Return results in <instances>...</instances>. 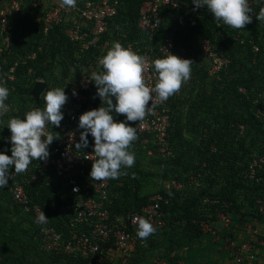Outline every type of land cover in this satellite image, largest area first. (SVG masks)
<instances>
[{
    "label": "trees",
    "instance_id": "16d2710c",
    "mask_svg": "<svg viewBox=\"0 0 264 264\" xmlns=\"http://www.w3.org/2000/svg\"><path fill=\"white\" fill-rule=\"evenodd\" d=\"M33 1H27L28 7L10 18V44L0 57L1 71L7 72L15 67V81L3 85L10 92L6 102L13 103L17 113H12L20 119H24L28 111L44 107L43 94L54 89L53 85H58V82H62L59 85L62 88L63 80L70 75V65L75 62V48L64 37L62 25H55L45 35L42 12L31 6ZM145 1L121 0L117 16L110 21L109 31L113 32L114 39L122 38L120 43L125 48L129 43H137L142 36L138 24L140 9ZM184 1L191 6L188 11L166 10L161 13L163 22L153 42L154 60L165 58L160 48L164 40L172 36L173 55L177 56L183 49L185 59L193 61L189 85L182 84L180 93L170 97L168 134L176 154L163 163L170 168V172L180 169L182 173L194 174V180L201 177L202 187L188 194V178L173 172L163 175L166 180L183 184L184 188L168 190L163 185L156 192L162 196L165 226L150 236L149 249L138 250L137 257L130 264H142L147 253L158 250L162 245L168 247L169 264H178L172 251L198 242L204 236L205 225L211 231L215 230L212 225L218 221L222 223L219 215L225 214L234 219V229L241 218L249 220L251 216H257L254 210L256 201L264 202V170L257 172L255 179L259 181L249 177L254 152L259 149V145L264 147V116H259L260 112L264 113V21L255 18L262 4L258 0H249L253 9V22L245 29L237 30L223 23L218 27V22L206 8L193 11V3ZM178 16L183 19L182 22L176 19ZM108 37L109 34L104 39ZM203 37L210 39L214 50L227 61L213 77L210 76L211 64L200 57L199 44ZM255 47L259 50L256 51ZM33 54H36L35 59H29ZM56 65L61 68L62 81L55 79L59 73ZM38 81L46 84L40 104L30 95ZM24 96H28V99ZM189 100V113L183 115ZM113 102H116L115 98ZM101 106L97 104L95 109ZM113 115L116 122L126 119L123 115ZM185 133L199 137L200 144L192 138L186 139ZM138 137L129 149L135 154L134 166L124 169L127 175L116 180L109 179L114 190L121 194L116 202L119 211L140 210L150 203L151 195L142 194V189L144 180L151 175L143 169L144 163L140 159L142 155L148 158L147 149L150 147L145 148L139 142L151 136L141 134ZM89 143L94 147L93 137L89 138ZM36 161H32L26 175L14 176L11 185L22 183L31 205L40 206L49 219L48 225L63 233L64 222H68L72 216L64 178L53 173V180L48 181V174L44 173L29 182L38 173ZM91 169L87 174H90ZM11 172H15L14 166ZM120 182L123 183L122 187L117 185ZM17 206V211L24 215L31 227L32 249L41 252L47 263L86 264L75 257L47 252L42 241V227L36 223V216L32 212H25L22 206ZM247 238L231 237L229 240ZM7 253V248H0V264H19L13 258L6 257Z\"/></svg>",
    "mask_w": 264,
    "mask_h": 264
},
{
    "label": "built area",
    "instance_id": "2783aa9c",
    "mask_svg": "<svg viewBox=\"0 0 264 264\" xmlns=\"http://www.w3.org/2000/svg\"><path fill=\"white\" fill-rule=\"evenodd\" d=\"M23 4V0H13L9 7L1 12L0 57L10 44L9 20L23 10ZM120 5L121 0H77L74 8L62 7L60 1L53 6L43 5L42 0L31 4L33 8H38L42 12L41 19L45 35H48L55 25H62L64 37L75 48L73 55L75 62L70 65L69 77L63 80L62 88H65L66 95L69 96L63 108L65 118L59 128L48 125L46 129L53 132L54 136L58 133V140L49 146L50 158L47 162L36 161L38 173L29 182L35 181L38 175L44 173L48 174V181L53 180V173L63 176L72 216L68 222H64L63 233L58 232L48 223L39 224L44 235L42 241L47 252L59 256L75 257L86 264H130V261L137 257L138 250L149 249L150 237L146 241L137 238V225L133 224L131 219L133 216L148 219L157 230L165 226L164 213L161 208L162 196L159 193H155L150 198V203L140 210L119 211L116 208V202L121 194L114 190L110 180L93 181L90 174H87L96 159L92 156L94 147L89 145L88 148L79 151L75 148V144L80 141L82 131L78 128L79 117L95 109L97 104H102L96 95L97 88L93 86L91 76L93 72L103 70L99 60L107 54L113 43L121 42L122 38L114 39L113 32L109 31L110 21L117 16ZM180 9L188 11L191 6L184 0H146L140 9L138 29L142 32V36L137 43H129L126 48H131L134 52L148 58L149 68L145 71L144 78L150 87H154L157 82V75L154 67L151 66V61L155 58L154 38L164 18L161 13L166 10L180 11ZM198 17L201 18L202 15ZM217 26H222V22H218ZM107 34L109 37L104 39ZM199 46L202 59L211 64V74L218 73L227 64V61L214 50L210 39L203 37ZM255 50L259 49L255 47ZM160 51L163 57L169 53L174 54L172 36L164 40ZM177 56L185 59V50L182 49ZM35 57L36 54H33L29 59H35ZM60 80L62 81V77ZM14 81L15 67L7 72L0 70L1 84ZM185 84L187 85V82ZM12 89L15 88L12 86ZM74 90L77 96L72 95ZM152 95L155 97V93ZM169 102L170 98L162 103L154 99V112L148 115L142 124L128 122L130 126L136 127L138 136L141 134L151 136V138H142L139 142L145 148L150 147L147 149L149 159L157 156L166 159L172 156L168 134L171 120ZM8 110L17 113L13 103L8 105ZM261 162H263L262 165L250 164L249 177L251 179H255L259 170H264V156ZM20 175H26V172ZM255 180L259 181V179ZM117 185L122 187L123 183L120 182ZM164 188L180 190L184 188V185L169 181ZM9 191L13 202L22 206L25 212H32L36 218L43 212L40 206L31 205L22 183L12 185ZM254 210L256 215L264 216V202L256 201ZM251 218L253 221L245 226L251 230V237L240 241L229 240L225 245V250L231 255L234 264H261L264 261L259 256L260 250H256V246L261 243L257 242L260 239L258 225L261 219L258 216H251ZM219 219L226 228L234 224V219L229 215L221 214ZM243 221L245 219L241 218L239 223L243 225ZM204 229L210 230L207 225ZM156 260V264H159L160 257Z\"/></svg>",
    "mask_w": 264,
    "mask_h": 264
},
{
    "label": "clouds",
    "instance_id": "9594fccd",
    "mask_svg": "<svg viewBox=\"0 0 264 264\" xmlns=\"http://www.w3.org/2000/svg\"><path fill=\"white\" fill-rule=\"evenodd\" d=\"M62 7L74 8L77 0H60ZM193 11L206 8L217 22L233 29H245L253 22V9L249 0H192ZM255 18L264 21V0ZM177 6V5H175ZM174 6V7H175ZM103 71L93 72L91 80L97 88L96 95L102 106L83 113L79 117L78 128L81 131L80 141L75 144L76 150L89 147V135L94 138V157L90 178L93 181H108L127 175L124 169L135 164V154L129 149L138 140L136 127L128 122L145 121L153 114L154 99L162 102L177 94L191 78L193 61L170 54L165 58L151 61L157 75V82L150 87L144 78L149 68L147 57L125 48L120 42H114L111 49L99 60ZM155 93V97L152 95ZM9 89L0 84V117L8 111L6 101ZM73 96H77L74 90ZM44 107L28 111L24 119L11 118L7 128L11 132V156L0 152V189L8 187L9 180L26 172L33 160L47 162L50 158L49 146L58 140L59 134L47 131V126L59 128L64 120L63 108L69 100L65 88L47 90L43 96ZM95 98V97H94ZM115 98V103L113 102ZM113 113L123 115L126 119L116 122ZM15 172L10 170L13 168ZM132 223L137 225L136 236L146 241L157 229L146 218L133 216ZM41 212L36 223L48 222ZM46 230V229H45Z\"/></svg>",
    "mask_w": 264,
    "mask_h": 264
},
{
    "label": "rangeland",
    "instance_id": "374dc122",
    "mask_svg": "<svg viewBox=\"0 0 264 264\" xmlns=\"http://www.w3.org/2000/svg\"><path fill=\"white\" fill-rule=\"evenodd\" d=\"M12 1L13 0H0V17H1V12L7 7H9ZM27 1L30 0H23L25 4L23 6V9L24 7L25 8L28 7V4H26ZM34 1H39V0H34ZM42 1H43V5H47V6H51L54 3L53 2L52 4H48L50 1H46V0H42ZM190 1L192 2V0ZM176 19L179 22L180 21L182 22L183 20L179 16ZM58 66L59 65L55 66L57 67L56 71L59 72L57 76H55V79L60 80L61 78L60 73L62 71L61 68H58ZM210 76L213 77L215 75L210 73ZM189 83L190 80L187 81V85H189ZM59 85H62V82H58V85H53V86L55 88H61ZM24 97L28 99L27 98L28 96H24ZM6 103L7 105L10 104V102L9 103L6 102ZM185 107L186 108H184L185 110L183 115L185 114L187 115L189 113L191 107L190 100L188 102V105H186ZM12 112H13L12 110H8L4 116L0 117V152H5V150L7 149L6 154L9 156H11V151H10L11 144L8 141L10 139L11 132L6 126H7V122L11 118H16L15 114H13ZM261 115L264 116V113L260 112L259 116ZM185 136L186 139L192 138L193 141L196 143L200 141L199 137H193L186 133ZM258 147L259 149L256 152H254V155L252 157L251 160L252 165L255 163L261 165L263 164L261 160H263V156H264V147L262 148V145H259ZM171 153L172 156H170V158L168 159H171L175 156L176 150L175 151L172 150ZM140 159L144 163L143 169L151 175L150 177L144 180L142 194L144 195L150 194L152 197L160 188L163 187V185L165 186L169 182V180H166V178H164L163 175L166 172L167 173L170 172V168L167 167L165 163H163V161L165 160V158L163 157H157L156 159L151 160L146 156L142 155ZM172 172L173 174H181V176L184 175L185 179L187 178L189 179L190 181L189 187L188 190H186L188 191L187 192L188 194H192L198 188L202 187L201 177H198L196 180H194L193 178L194 174L182 173L180 169ZM172 172H170V174ZM10 181L11 180H9V184L7 188L0 189V229H1L0 248H7L8 253L6 254V257L13 258L15 262L19 264H50L49 262L48 263L46 262L47 259L45 258V256L42 255L41 252L32 249L33 234L31 233L30 230L31 227L25 221L24 215L20 214L17 211L18 206L13 202L12 196L9 191L10 187L12 186ZM257 216L259 217V219H261L260 214ZM215 230L217 231L216 235H212L209 233L210 230H206L208 232H205L204 236L198 242H195L189 246H185V247L182 246L181 248L172 251V254L174 255L173 257H177L178 259V264H221L219 248H217L218 241H216L218 235L220 234V230H218V228H215ZM3 236H5L6 238H3ZM8 238H12V240L10 241ZM262 241H264V236L258 239L257 242H262ZM254 244H256V242H254ZM261 247H262L261 245L256 246V250L261 249ZM168 253H169L168 247L162 245L158 250H153L147 253V258H145L142 264H156L155 261H157L156 259L158 257H160L159 264H169L170 258L167 257L169 255ZM227 257H228V262L230 264H234V261L229 253ZM58 264H65V263H58Z\"/></svg>",
    "mask_w": 264,
    "mask_h": 264
},
{
    "label": "crops",
    "instance_id": "0c3cea01",
    "mask_svg": "<svg viewBox=\"0 0 264 264\" xmlns=\"http://www.w3.org/2000/svg\"><path fill=\"white\" fill-rule=\"evenodd\" d=\"M46 1H50L48 4H52L53 2L56 4L57 1H60V0H46ZM52 4L55 5V4ZM249 220H245L243 221V225L242 224H237L236 227L233 229L231 227L229 228H225V226H223L222 223H220L219 221L216 222L215 224H213L212 226L214 228H218V230H220V234L218 235L216 241H218L217 243V248H219V253H220V258H221V264H230L228 262V252L225 250V245L227 243V240H229L231 237H238L240 239H243V238H246V237H251V230L247 227H245L249 222H252V218H248ZM263 221H264V216H261V223L258 228V230H260V236L259 238L263 237L264 236V224H263ZM259 224V223H258ZM253 225V224H252ZM204 232H208L204 229ZM222 232V233H221ZM210 234L212 235H216L217 234V231L216 230H213V231H209ZM262 247L261 249H259L260 253H259V256H261L264 260V241H262L261 243H259ZM172 256H174L172 254ZM261 264H264V261L261 262Z\"/></svg>",
    "mask_w": 264,
    "mask_h": 264
},
{
    "label": "water",
    "instance_id": "95a60500",
    "mask_svg": "<svg viewBox=\"0 0 264 264\" xmlns=\"http://www.w3.org/2000/svg\"><path fill=\"white\" fill-rule=\"evenodd\" d=\"M45 89L46 84L42 81H38L30 92V95L34 98L37 104H40L41 95L43 94Z\"/></svg>",
    "mask_w": 264,
    "mask_h": 264
}]
</instances>
